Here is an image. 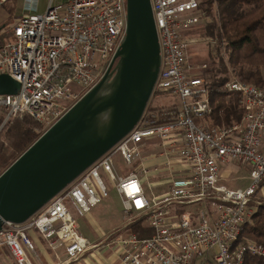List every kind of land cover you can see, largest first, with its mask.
Returning a JSON list of instances; mask_svg holds the SVG:
<instances>
[{
	"label": "built area",
	"instance_id": "2783aa9c",
	"mask_svg": "<svg viewBox=\"0 0 264 264\" xmlns=\"http://www.w3.org/2000/svg\"><path fill=\"white\" fill-rule=\"evenodd\" d=\"M9 1L0 0V8ZM151 3L161 54L152 94L176 95L180 108L144 112L130 132L27 221H6L0 248L16 264H45L32 232L50 249L63 248L61 264L98 248L100 242L80 233L77 217L89 214L110 189L121 199L123 223L105 243L121 250V264H244L246 254L264 261V245L239 240L242 227L252 222L251 202L264 188V86L228 80L225 89L241 94L242 117L208 129L201 119L211 113L210 82L192 72V41L183 37L185 28L204 21L199 2ZM40 4L19 0V14L0 31L13 32L0 46V74L20 83L17 93H0L2 126L16 116H30L46 131L101 80L126 34L127 0H50L44 13ZM108 57L102 68L100 60ZM148 151L164 162L147 166ZM174 155L181 175H172ZM118 157L130 167L128 173L119 170ZM232 163L248 167L247 187L222 182L223 167ZM165 170L172 175L168 189L149 197L145 185L154 190L155 183L148 178ZM140 218L150 236L131 231Z\"/></svg>",
	"mask_w": 264,
	"mask_h": 264
},
{
	"label": "water",
	"instance_id": "95a60500",
	"mask_svg": "<svg viewBox=\"0 0 264 264\" xmlns=\"http://www.w3.org/2000/svg\"><path fill=\"white\" fill-rule=\"evenodd\" d=\"M152 13L151 0H127L126 34L101 80L0 174V229L27 221L139 122L161 65ZM19 86L0 74L1 94Z\"/></svg>",
	"mask_w": 264,
	"mask_h": 264
},
{
	"label": "trees",
	"instance_id": "16d2710c",
	"mask_svg": "<svg viewBox=\"0 0 264 264\" xmlns=\"http://www.w3.org/2000/svg\"><path fill=\"white\" fill-rule=\"evenodd\" d=\"M198 2L199 12L204 15V35L225 45L226 60L221 53H216L214 66L205 73L210 81L211 113L201 120L208 129L214 130L239 121L243 114L241 94L225 89V83L230 79V67L240 80L264 86V0ZM12 34V30L1 34L0 46ZM218 47L220 50L221 46ZM41 131L42 125L29 117L16 119L12 125L3 127L0 131V174L40 137ZM259 191L251 202L254 208L252 222L242 227L239 240H252L264 245V196H259ZM143 223L140 218L129 227L140 237L150 236L152 230ZM244 264H264V261L258 256L246 254Z\"/></svg>",
	"mask_w": 264,
	"mask_h": 264
},
{
	"label": "rangeland",
	"instance_id": "374dc122",
	"mask_svg": "<svg viewBox=\"0 0 264 264\" xmlns=\"http://www.w3.org/2000/svg\"><path fill=\"white\" fill-rule=\"evenodd\" d=\"M50 0H41V7L40 12L44 13L47 4ZM58 2L62 0H57ZM19 14V0H10L9 2L5 3L2 8H0V24L7 20L12 21L15 20V16ZM15 17V18H14ZM204 23H199L197 25H193L190 28H185L183 37L192 41L191 48L189 49V65L192 66V72L196 73L197 75L203 76L206 79L205 73L214 66L215 62L214 59H217L216 53H221L226 60V53L224 49V43L220 42L215 38H210L204 35L205 33V25ZM221 46L220 50L219 47ZM109 57L105 60H100L101 67H105ZM229 78L235 79L238 76L233 72L231 67L229 68ZM229 79V80H230ZM239 79V78H238ZM208 80V79H207ZM209 81V80H208ZM210 82V81H209ZM230 99V98H229ZM177 105L178 108L181 106V102L178 96L173 94H163L157 96L155 94H151L150 100L148 101L147 107L145 112L148 110H162V108H167L168 106ZM154 108V109H153ZM24 117L30 116H23L17 117L8 121L2 126L3 120L0 121V131L6 125H12L16 119H23ZM33 120H36L32 118ZM38 121V120H36ZM42 125L41 134L45 131L46 127L43 125L42 122L38 121ZM157 146V145H155ZM149 150V149H146ZM151 151H148V153ZM148 157L155 159L154 155L148 154ZM118 160V168L122 171V173H128L130 167L125 165L120 157L117 158ZM172 161V172L174 176L181 175V161L176 158V155L171 156ZM162 163V162H161ZM225 169V168H224ZM249 170L247 168H243L238 174L232 173H222V182L225 183L229 187H236V188H245L251 182L249 178ZM165 172H167L165 170ZM171 172H168L167 176L163 178H158V182L155 183V179L149 177V181L155 183L154 190L150 188L149 184L145 185L147 190V194L149 197H152L153 194H160L165 192L168 189V184L170 182V178L172 177ZM105 177V176H104ZM103 177V178H104ZM106 183L109 185V181L107 178H104ZM157 186V187H156ZM111 188V187H110ZM259 196H264V188L259 191ZM196 209V206L190 205L188 209ZM122 204L120 201V197L114 189H110L109 195L103 199V201L92 208L89 214L83 217H77L79 226H80V233L84 236H87L90 239L98 238L100 235H107L120 226L123 223L122 218ZM100 234V235H99ZM36 241V239H35ZM43 241L44 249H49L47 243ZM63 248H60L62 250Z\"/></svg>",
	"mask_w": 264,
	"mask_h": 264
},
{
	"label": "crops",
	"instance_id": "0c3cea01",
	"mask_svg": "<svg viewBox=\"0 0 264 264\" xmlns=\"http://www.w3.org/2000/svg\"><path fill=\"white\" fill-rule=\"evenodd\" d=\"M148 154H149L148 152L144 153L145 163L147 166L150 167V166H153V164L155 165V164L164 162L163 158H155V159H152L150 157L146 158ZM243 168H247V170H249L248 167L246 166H242L237 163H232L227 166H224L221 173L228 171L226 173L228 174L232 173L235 175V174H238L240 171H242ZM167 174H168L167 172L163 171V173H161V176H160V175H157V172H154V173L152 172V178L155 179V183H156L159 181L158 178H163L167 176ZM120 226H118L117 228H119ZM32 237L34 238V240L36 239L35 242L37 244L36 248H37L38 257L39 259L44 261L45 264H61V262L66 258L63 249L62 250L58 249L56 251L50 248L44 249L43 241H42L44 239L36 232L35 233L32 232ZM106 238H107L106 235H103V234L100 235L98 238H94V239L88 238L90 242L92 243L100 242L101 245L96 249L89 248L85 252V254L81 257V259H79L78 261L76 260V262H72L70 264H121L120 258H119L121 255V250L117 248V246L115 245L111 246V245L106 244L105 243ZM0 264H16L15 260L9 254V251L7 249L0 248Z\"/></svg>",
	"mask_w": 264,
	"mask_h": 264
}]
</instances>
